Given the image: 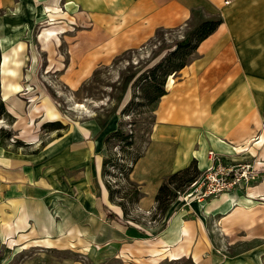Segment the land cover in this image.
<instances>
[{
    "label": "crops",
    "instance_id": "1",
    "mask_svg": "<svg viewBox=\"0 0 264 264\" xmlns=\"http://www.w3.org/2000/svg\"><path fill=\"white\" fill-rule=\"evenodd\" d=\"M22 2L31 16L37 11L50 20L87 26L85 31L96 40H101L97 34L107 40L124 27L138 28L143 34L158 27L180 28L190 17L219 18L190 60L167 77L165 93L154 109L148 146L129 178L142 193L139 200L152 203L166 175L191 161L198 170L205 168L209 153L228 164L253 162L257 177L216 197L192 200L185 208L173 202L162 228L150 234L106 216L103 206L119 218L121 209L108 201L98 177V156L94 170L99 198L94 204L89 197L72 200L68 210L53 216L47 202L56 196L55 178L65 166L75 167L82 159L78 146L53 147L63 134L38 154H8L0 147V249L113 246V256L126 264H160L184 257L192 264H264V0H0V9H21ZM8 26L14 31L20 21L13 25L0 21V75L11 78L2 85L3 97L18 124L22 116L7 96L10 88L18 91L17 71L9 66L11 56L1 53L16 57L23 47L13 39L15 46L7 48L2 36L9 33ZM28 114L27 125H34L35 117L43 122L55 112L35 104ZM17 136L34 139L24 128Z\"/></svg>",
    "mask_w": 264,
    "mask_h": 264
},
{
    "label": "rangeland",
    "instance_id": "2",
    "mask_svg": "<svg viewBox=\"0 0 264 264\" xmlns=\"http://www.w3.org/2000/svg\"><path fill=\"white\" fill-rule=\"evenodd\" d=\"M24 5V2L20 4L21 9H0V21L3 19L12 25L16 20L20 21L15 36L12 32L16 30L10 31L9 26L7 27V32L14 38H8L9 33L6 36L4 33L2 40H6L8 49L15 46L13 39L23 47V53L16 57L11 53H1L11 56L9 66L17 71L14 76L18 79V91L10 88L7 96L15 105V111L22 116L18 124H15L16 119L11 115L0 117L2 151L17 155L38 154L43 146L63 134V138H59L53 147L78 146L82 159L75 167L65 166L60 178H55L58 188L53 194L56 196L49 198L47 202V208L53 216L68 210L74 203L72 200L89 197L91 204H94L99 198L100 187L94 170V157L98 156L100 164L103 159H109L104 175L101 176L100 168L98 176L103 185L107 181L111 190L112 202L108 199L109 203H121L124 206L125 218L130 226L144 229L150 234L155 233L165 223L166 211L162 210L165 201L162 204L140 201V189L138 188L137 196L129 183L138 187L129 178L134 165L131 160L134 156L138 160L148 146L157 102H146L148 86L142 84L140 78L199 19L190 17L187 24L180 28L158 27L143 34L138 28L124 27L112 36H107V40L105 35L97 34V39L101 37V40H96L85 31L87 26L70 25L63 19L50 20L45 15L38 16L37 11L31 16ZM16 14L18 15L15 16ZM6 81L10 82L11 78L0 75V100L4 106L6 102L2 85ZM31 98L34 99L33 102H29ZM35 104L52 108L55 115L43 122L41 117H35V124L27 125L28 112ZM51 121L55 124L46 123ZM20 128H24L29 135H34V139L24 141L17 136ZM116 129L128 136L127 139L111 137ZM7 132H10V137L6 136ZM220 163L223 167H228L236 162L228 164L220 159ZM207 167L198 170L195 166L196 171L190 170V173L197 172L194 178H200ZM188 176L189 174L183 176L181 181H176L178 188ZM166 178L167 175L161 182ZM238 187L241 186L235 185L218 194ZM189 190L190 188H185L183 192ZM179 193L167 204V209L175 201L177 206L185 208L192 200L216 197L192 195L181 200L178 198L182 196ZM22 246L17 245L13 249L2 246L0 264H126L113 256V246H91L87 250L41 249L28 245L21 248ZM160 264L192 262L190 258L184 257L175 261L163 260Z\"/></svg>",
    "mask_w": 264,
    "mask_h": 264
},
{
    "label": "trees",
    "instance_id": "3",
    "mask_svg": "<svg viewBox=\"0 0 264 264\" xmlns=\"http://www.w3.org/2000/svg\"><path fill=\"white\" fill-rule=\"evenodd\" d=\"M219 23L220 19L217 17L198 21L190 31L182 35L180 39L174 41L171 46H169L171 48L169 51H167L161 58H159L151 67L146 70L145 74H143L140 78L142 84L148 86L146 102L152 103L153 101H157L158 98L165 93L164 84L166 78L170 74L180 70L190 60L188 57L193 54L197 44L210 33H212ZM0 117H11L10 113L7 112L5 106L3 105L2 100H0ZM46 123L51 125L55 124L54 121ZM6 136L10 137V132H7ZM110 136H119L122 140H126L128 137L122 135L118 129H116ZM14 142H18V140H14ZM126 144L129 143L126 142ZM136 159L137 156H134V158L131 160V163H135ZM108 161L109 159H103L100 164L101 176L104 175L105 167ZM190 170L196 171L194 161H191L187 166L168 174L166 180L161 182L157 187L156 193L154 195V201L160 204L165 201L166 204L163 205L162 208L164 212L167 209V204L173 200L179 192H182L197 174V172L191 174ZM188 174V178L183 180L185 183L180 185L181 187L178 188L176 181H181L183 176ZM178 175L179 177H177ZM129 183L131 186H133L134 193H137V196H139V190L136 184L131 182ZM104 185L108 191V199L112 202L111 190L107 184V181L104 182ZM116 205H118L121 209V217H117L109 209L103 206L106 216L108 218L117 220L122 225L130 226L125 218L126 211L124 206L121 203H117ZM141 233L143 232L141 231Z\"/></svg>",
    "mask_w": 264,
    "mask_h": 264
},
{
    "label": "built area",
    "instance_id": "4",
    "mask_svg": "<svg viewBox=\"0 0 264 264\" xmlns=\"http://www.w3.org/2000/svg\"><path fill=\"white\" fill-rule=\"evenodd\" d=\"M210 161L205 173L200 178H193L187 188L189 191H182L181 200H186L192 195L198 196H217L221 191H225L235 185H248L256 180L257 173L255 164L252 162H238L228 167H223L220 163V156L215 153H209Z\"/></svg>",
    "mask_w": 264,
    "mask_h": 264
},
{
    "label": "water",
    "instance_id": "5",
    "mask_svg": "<svg viewBox=\"0 0 264 264\" xmlns=\"http://www.w3.org/2000/svg\"><path fill=\"white\" fill-rule=\"evenodd\" d=\"M8 112V111H7ZM9 113V112H8Z\"/></svg>",
    "mask_w": 264,
    "mask_h": 264
}]
</instances>
